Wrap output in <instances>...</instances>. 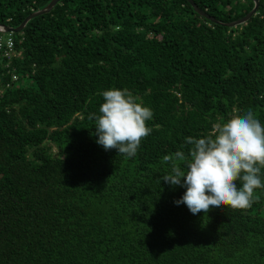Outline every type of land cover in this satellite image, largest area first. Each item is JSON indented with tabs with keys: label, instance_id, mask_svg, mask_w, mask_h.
I'll use <instances>...</instances> for the list:
<instances>
[{
	"label": "trees",
	"instance_id": "16d2710c",
	"mask_svg": "<svg viewBox=\"0 0 264 264\" xmlns=\"http://www.w3.org/2000/svg\"><path fill=\"white\" fill-rule=\"evenodd\" d=\"M51 0H0L18 27ZM222 22L254 0H194ZM0 51V264H264V190L247 210L192 214L159 178L188 136L252 110L264 124V0L246 23L188 0H61ZM13 74L18 75L13 80ZM150 107L133 157L105 150L109 88Z\"/></svg>",
	"mask_w": 264,
	"mask_h": 264
},
{
	"label": "clouds",
	"instance_id": "9594fccd",
	"mask_svg": "<svg viewBox=\"0 0 264 264\" xmlns=\"http://www.w3.org/2000/svg\"><path fill=\"white\" fill-rule=\"evenodd\" d=\"M103 102L94 115L97 143L106 151L116 149L127 157L136 155L152 128L150 107L138 102L127 88H109L101 93ZM187 153L177 150L164 155L168 170L159 180L185 188L174 201L192 214H207L212 208L247 210L264 190V124L252 110L236 113L224 122L212 124L207 134L188 136Z\"/></svg>",
	"mask_w": 264,
	"mask_h": 264
},
{
	"label": "water",
	"instance_id": "95a60500",
	"mask_svg": "<svg viewBox=\"0 0 264 264\" xmlns=\"http://www.w3.org/2000/svg\"><path fill=\"white\" fill-rule=\"evenodd\" d=\"M60 1L61 0H51L46 7L39 9V10H36V11L32 12L31 14H29L18 27L0 23V32L17 33V32L22 31L24 29V27L26 26V24L31 19H33L39 15H43L45 13L50 12L52 10V8ZM188 2L192 5L194 10L196 12H198L201 16H203L207 19H210L213 22L223 24L225 26H230V27H234V26L246 23L253 15H255V13L258 11L259 6H260V0H254V7L245 16H243V17H241L235 21H232V22H222V21L218 20L217 18H215L214 16L210 15L206 10H203L201 7H199L198 4L194 0H188Z\"/></svg>",
	"mask_w": 264,
	"mask_h": 264
},
{
	"label": "built area",
	"instance_id": "2783aa9c",
	"mask_svg": "<svg viewBox=\"0 0 264 264\" xmlns=\"http://www.w3.org/2000/svg\"><path fill=\"white\" fill-rule=\"evenodd\" d=\"M0 51L2 57L12 58L17 54L16 52V40L13 32H0ZM13 80L18 79V75L13 74Z\"/></svg>",
	"mask_w": 264,
	"mask_h": 264
}]
</instances>
